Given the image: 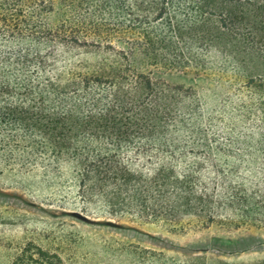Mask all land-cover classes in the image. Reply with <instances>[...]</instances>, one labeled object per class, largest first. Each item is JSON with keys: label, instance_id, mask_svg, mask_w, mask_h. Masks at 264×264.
<instances>
[{"label": "trees", "instance_id": "trees-1", "mask_svg": "<svg viewBox=\"0 0 264 264\" xmlns=\"http://www.w3.org/2000/svg\"><path fill=\"white\" fill-rule=\"evenodd\" d=\"M222 6L0 0V176L50 179L89 218L264 230V74L211 107L162 77L212 40L189 10L229 35ZM9 264L66 263L25 242Z\"/></svg>", "mask_w": 264, "mask_h": 264}, {"label": "rangeland", "instance_id": "rangeland-1", "mask_svg": "<svg viewBox=\"0 0 264 264\" xmlns=\"http://www.w3.org/2000/svg\"><path fill=\"white\" fill-rule=\"evenodd\" d=\"M200 1L216 10L223 2ZM241 1L222 6L232 23L228 36L219 34L218 18L204 14L210 19L204 25L189 10V23L210 29L212 40L192 48L185 72L162 74L171 85L198 87L209 107L227 97L231 85L264 74V0ZM70 192L39 175L0 176V264H9L25 242L57 252L66 264L264 263V230L89 218Z\"/></svg>", "mask_w": 264, "mask_h": 264}]
</instances>
